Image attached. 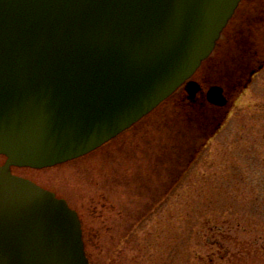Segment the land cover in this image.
Returning a JSON list of instances; mask_svg holds the SVG:
<instances>
[{
	"label": "water",
	"instance_id": "obj_1",
	"mask_svg": "<svg viewBox=\"0 0 264 264\" xmlns=\"http://www.w3.org/2000/svg\"><path fill=\"white\" fill-rule=\"evenodd\" d=\"M240 1L0 0V264H89L77 213L11 168L89 154L184 85L193 100Z\"/></svg>",
	"mask_w": 264,
	"mask_h": 264
},
{
	"label": "rangeland",
	"instance_id": "obj_2",
	"mask_svg": "<svg viewBox=\"0 0 264 264\" xmlns=\"http://www.w3.org/2000/svg\"><path fill=\"white\" fill-rule=\"evenodd\" d=\"M230 101L222 128L184 176L194 189H179L174 229L166 207L153 202L166 191L126 186L121 154L101 155L102 147L11 173L77 212L89 264H264V70ZM5 161L0 155V166Z\"/></svg>",
	"mask_w": 264,
	"mask_h": 264
},
{
	"label": "flooded vegetation",
	"instance_id": "obj_3",
	"mask_svg": "<svg viewBox=\"0 0 264 264\" xmlns=\"http://www.w3.org/2000/svg\"><path fill=\"white\" fill-rule=\"evenodd\" d=\"M263 70L264 0H241L213 53L191 79L200 88L195 98L190 99L186 87L179 88L153 112L102 146L101 155L121 154L126 186L130 183L137 190L166 191V197L153 202L158 201L157 208L166 207L169 229H174L175 201L182 194L179 189H194L185 183L184 176L222 128L231 94L246 91ZM213 87L222 89L225 106L208 102L207 94ZM145 218L136 219V225Z\"/></svg>",
	"mask_w": 264,
	"mask_h": 264
}]
</instances>
